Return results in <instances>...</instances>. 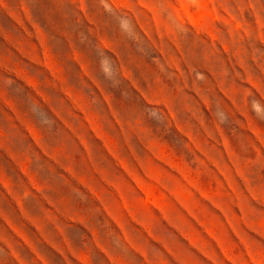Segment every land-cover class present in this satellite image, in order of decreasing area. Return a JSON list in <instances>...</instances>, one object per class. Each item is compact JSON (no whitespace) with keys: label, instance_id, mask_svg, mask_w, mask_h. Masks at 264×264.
<instances>
[{"label":"rangeland","instance_id":"374dc122","mask_svg":"<svg viewBox=\"0 0 264 264\" xmlns=\"http://www.w3.org/2000/svg\"><path fill=\"white\" fill-rule=\"evenodd\" d=\"M254 100L264 0H0V264H264Z\"/></svg>","mask_w":264,"mask_h":264},{"label":"clouds","instance_id":"9594fccd","mask_svg":"<svg viewBox=\"0 0 264 264\" xmlns=\"http://www.w3.org/2000/svg\"><path fill=\"white\" fill-rule=\"evenodd\" d=\"M106 62H107L106 59L101 61L102 70L105 71V72H107V69L104 68V65H105ZM252 110H253L254 113H256L259 116L261 111L264 110V109H262V106H261L259 101L254 100L252 102Z\"/></svg>","mask_w":264,"mask_h":264}]
</instances>
